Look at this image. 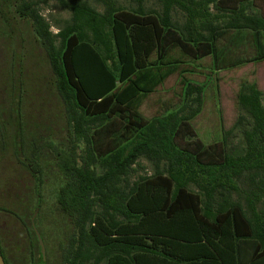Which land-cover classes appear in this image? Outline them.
Listing matches in <instances>:
<instances>
[{
    "label": "trees",
    "instance_id": "16d2710c",
    "mask_svg": "<svg viewBox=\"0 0 264 264\" xmlns=\"http://www.w3.org/2000/svg\"><path fill=\"white\" fill-rule=\"evenodd\" d=\"M59 1L72 19L56 34L27 0L1 3L0 16L9 26L12 11L33 22L68 129L87 144L82 167L56 152L65 180L58 200L74 229L63 264H264V94L254 84L238 95L251 122L243 131L246 151L236 156L222 143L199 138L192 120L205 89L189 78L193 63L206 57L217 70L264 61V0H157L161 10L148 9L147 0H130L135 6L129 8L98 0L103 12L83 0ZM243 44L256 47V54L239 49L229 57ZM176 73L181 107L145 118L144 101ZM18 74L13 68V92L22 90ZM24 145L15 150L25 166L18 182L24 196L4 194L21 207L20 215L7 210L25 226L26 244H0L12 264H38L40 235L29 217L43 187L39 159L55 153L47 150L52 143H31L29 154ZM141 159L154 174L132 183Z\"/></svg>",
    "mask_w": 264,
    "mask_h": 264
},
{
    "label": "rangeland",
    "instance_id": "374dc122",
    "mask_svg": "<svg viewBox=\"0 0 264 264\" xmlns=\"http://www.w3.org/2000/svg\"><path fill=\"white\" fill-rule=\"evenodd\" d=\"M7 1L0 0V4H8ZM27 1L34 3V7L50 25L54 34L72 19V13L63 7L59 0ZM83 1L100 12L104 11V5L98 0ZM117 1L126 8L135 6L130 0ZM146 6L148 9L162 8L157 0H147ZM11 15H15V18L11 19ZM9 19L10 26L0 16V241L8 249L19 242L24 247L27 239L25 226L9 213L10 211L20 215L21 207L14 198L4 194L16 195L20 192V199L24 196L19 191L21 188L18 182L19 177L24 176L22 169L25 166L21 169L22 165L16 158L15 150H18L21 142L26 145L24 148L27 154L31 143L39 145L52 143L53 148L49 145L50 149H46L52 150L55 155L47 151L46 156L39 159V166L44 172V175L40 176L43 187L38 192L40 200L36 206V213L29 219L36 234L41 236V232L43 235L41 237L46 248L48 264H63L62 250L74 229L71 218L62 209L58 200L59 189L65 184V180L62 156H58L56 152L61 151L67 162L76 160V165L82 167L85 161H88L87 144L82 137L76 140L68 129L63 104L53 85L52 68L37 39L33 22L19 18L14 11L11 12ZM174 19L181 22L184 17L182 14L174 13ZM239 49L247 51L248 57L256 54V47L243 44L239 48L236 46L235 52L230 51L229 57L235 56ZM193 65L196 70L189 78L194 84L202 85L205 90L202 110L192 120V126L205 144L222 143L234 155H243L246 151L243 131L250 127L251 119L241 107L238 95L245 87L254 84L264 94V61L217 70L216 65L212 64V58L206 57L194 62ZM13 68L19 72L18 79L22 82L18 84L22 90L14 92L11 91ZM182 96L181 77L174 74L144 101L141 114L147 119L167 114L181 107ZM16 108L19 111L22 129L18 136L15 134ZM241 117L244 118V122L240 124ZM139 163L140 167L131 177L132 183L137 181L139 176L154 174L155 169L150 162L141 159ZM92 167L99 174L102 172L98 163H94ZM25 180L27 184L28 180L32 181L30 178ZM240 186L242 191L247 190L244 181ZM191 188L197 190L194 186ZM240 196L235 194V198H239L246 205L244 197ZM39 257L38 254V259Z\"/></svg>",
    "mask_w": 264,
    "mask_h": 264
},
{
    "label": "water",
    "instance_id": "95a60500",
    "mask_svg": "<svg viewBox=\"0 0 264 264\" xmlns=\"http://www.w3.org/2000/svg\"><path fill=\"white\" fill-rule=\"evenodd\" d=\"M39 240H40V251H39L40 257L38 259V264H48L47 263L46 248H45L43 239L40 236H39ZM0 264H5L4 258H3L1 253H0Z\"/></svg>",
    "mask_w": 264,
    "mask_h": 264
},
{
    "label": "flooded vegetation",
    "instance_id": "af4514ba",
    "mask_svg": "<svg viewBox=\"0 0 264 264\" xmlns=\"http://www.w3.org/2000/svg\"><path fill=\"white\" fill-rule=\"evenodd\" d=\"M1 248H2V250H4L2 245L0 244V250H1ZM3 255L5 257V261H6L7 264H12L13 263V260H12L11 256L8 255L5 250L3 251Z\"/></svg>",
    "mask_w": 264,
    "mask_h": 264
},
{
    "label": "crops",
    "instance_id": "0c3cea01",
    "mask_svg": "<svg viewBox=\"0 0 264 264\" xmlns=\"http://www.w3.org/2000/svg\"><path fill=\"white\" fill-rule=\"evenodd\" d=\"M176 74H178V73H176ZM173 75H174V74H173ZM171 76H172V75H171ZM171 76H169L168 78H170ZM167 80H168V79H167ZM167 80H166V81H167ZM165 83H166V82H165ZM165 83H164V84H165ZM164 84H163V85H164ZM163 85H162V86H163ZM160 87H161V86H160ZM160 87H159V88H160Z\"/></svg>",
    "mask_w": 264,
    "mask_h": 264
}]
</instances>
